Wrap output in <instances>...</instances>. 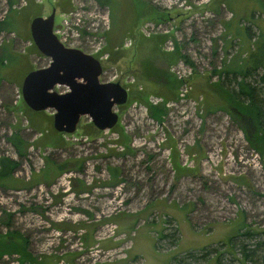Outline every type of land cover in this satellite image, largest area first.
<instances>
[{
    "label": "rangeland",
    "instance_id": "obj_1",
    "mask_svg": "<svg viewBox=\"0 0 264 264\" xmlns=\"http://www.w3.org/2000/svg\"><path fill=\"white\" fill-rule=\"evenodd\" d=\"M113 1L16 0L15 29L0 32V54L13 59L0 72V157L18 161L15 186H0V240L17 241L35 264H173L177 256L179 264H263L264 154L226 113L212 72L243 43L223 22L257 33L252 24L264 18L255 0ZM8 2L0 0V20L11 14ZM52 9L59 41L98 59L101 82L127 90L111 129L84 115L73 133H59L52 109L35 112L22 99L24 76L50 62L29 24ZM175 43L193 67L168 59ZM147 103L161 107L160 120ZM14 133L22 157L8 140ZM177 231L174 246L157 247L160 233ZM203 249L211 253L204 261L187 257ZM21 259L4 252L0 264Z\"/></svg>",
    "mask_w": 264,
    "mask_h": 264
},
{
    "label": "trees",
    "instance_id": "obj_2",
    "mask_svg": "<svg viewBox=\"0 0 264 264\" xmlns=\"http://www.w3.org/2000/svg\"><path fill=\"white\" fill-rule=\"evenodd\" d=\"M96 1L100 6H107L108 8L110 7L109 5H112L114 2L113 0ZM225 1L230 3L229 0ZM15 2L16 0H9L8 5L11 14L0 20V32H11L15 29V14L17 12L12 9ZM253 5H255L258 12L264 18V0H255ZM227 6H229L232 16H236L237 11H235V8L228 3ZM141 11L142 9L140 7L139 13ZM152 19L155 20V16L152 17ZM247 20H250V23L254 22L253 17L250 15H248ZM230 23L231 22L229 21L223 22V28L227 31L226 34H230L232 37H238L239 41H242L243 43L238 47L235 56L222 60L220 68L213 69L212 72L218 76V79L215 82V92L225 105L226 113L229 114L235 123L239 124L245 139L249 143L248 145L252 147V150L254 149L259 153L264 154V102L261 98H258L260 94H264V20L260 24H252L255 29H257V33L254 36L251 35L252 33L247 27L238 28V22L234 24ZM229 41L230 40H224V51L230 47L231 43ZM167 53L170 61L175 62L176 60L181 59L193 67L191 60L180 52L177 43L174 44V49ZM11 60H13L12 55L4 50L0 54V72L2 67L6 66L7 63H10ZM182 82V80L177 81L178 85ZM143 99L146 101L145 97H143ZM147 104L151 116L156 120H160L164 113L161 107L149 103ZM8 140L14 147L18 157H22L24 154V149L22 147L23 140L16 133L12 134ZM17 166L18 161L8 157H0V186H15V184H11L10 182L13 171ZM59 170L63 171L64 169L60 167ZM111 170L113 171L112 176L116 177L117 169L114 168ZM177 234L178 231L173 235L164 232L160 233L159 238L157 239V247L161 248L159 242L162 240H168L169 244L174 246L178 241ZM10 251H18V253L21 254L22 259L19 264H35L33 263L35 259L31 258V255L24 251V247L21 244L19 247L17 241L0 240V255L4 252ZM187 254V257L193 258L196 263H199L202 260L204 261L211 255L206 249H203V253L196 257H193L191 252H188ZM242 254L244 259L249 257L244 249ZM262 260L264 264V258ZM171 262H173V264H179L182 261L177 256L173 258ZM36 263L39 262L36 261Z\"/></svg>",
    "mask_w": 264,
    "mask_h": 264
},
{
    "label": "water",
    "instance_id": "obj_3",
    "mask_svg": "<svg viewBox=\"0 0 264 264\" xmlns=\"http://www.w3.org/2000/svg\"><path fill=\"white\" fill-rule=\"evenodd\" d=\"M55 9L35 16L29 24L31 39L40 53L50 59L46 67L29 71L21 84V96L31 110L52 109L53 128L73 133L81 116L90 117L99 130L111 129L118 121L115 106L127 102V90L119 82H101L98 59L77 48L64 46L53 31ZM57 85L68 88L63 93Z\"/></svg>",
    "mask_w": 264,
    "mask_h": 264
},
{
    "label": "crops",
    "instance_id": "obj_4",
    "mask_svg": "<svg viewBox=\"0 0 264 264\" xmlns=\"http://www.w3.org/2000/svg\"><path fill=\"white\" fill-rule=\"evenodd\" d=\"M142 228H145V227H142ZM142 228H138V229L135 230V235H134L135 238L138 236L137 231L140 230V229H142ZM145 233L147 234V230H146V229H142L141 234H143V235H142V237L140 238L139 242H143V241L145 242V241L147 240V238L149 237V235H148V234L146 235ZM134 237H133V238H134ZM134 246H135V244H134ZM132 249H133V248H132Z\"/></svg>",
    "mask_w": 264,
    "mask_h": 264
},
{
    "label": "built area",
    "instance_id": "obj_5",
    "mask_svg": "<svg viewBox=\"0 0 264 264\" xmlns=\"http://www.w3.org/2000/svg\"><path fill=\"white\" fill-rule=\"evenodd\" d=\"M167 2H169L170 4L171 3H177V1L178 0H166ZM54 33H55V35L57 36L58 35V31H54ZM127 44V43H126ZM127 46H128V44H127ZM173 48V47H172ZM97 53V52H96ZM183 60H181V62H179L178 64H177V67H181L182 68V66L181 65H183V62H182ZM184 63H186V62H184ZM187 64V63H186ZM187 65H189V64H187ZM190 66V65H189ZM191 67V66H190ZM179 78H181V76H178Z\"/></svg>",
    "mask_w": 264,
    "mask_h": 264
}]
</instances>
